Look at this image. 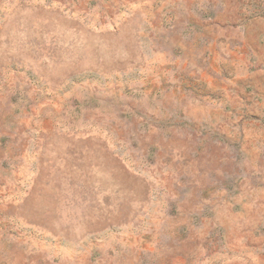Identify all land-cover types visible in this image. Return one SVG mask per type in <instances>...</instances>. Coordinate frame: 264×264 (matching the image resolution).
Here are the masks:
<instances>
[{"label": "rangeland", "instance_id": "1", "mask_svg": "<svg viewBox=\"0 0 264 264\" xmlns=\"http://www.w3.org/2000/svg\"><path fill=\"white\" fill-rule=\"evenodd\" d=\"M0 264H264V0H0Z\"/></svg>", "mask_w": 264, "mask_h": 264}]
</instances>
